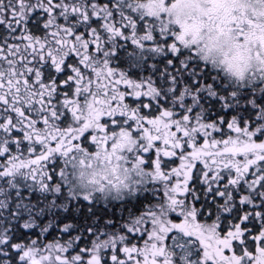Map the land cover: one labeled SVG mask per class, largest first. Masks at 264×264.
<instances>
[{
	"label": "snow or ice",
	"instance_id": "obj_1",
	"mask_svg": "<svg viewBox=\"0 0 264 264\" xmlns=\"http://www.w3.org/2000/svg\"><path fill=\"white\" fill-rule=\"evenodd\" d=\"M0 264H264V0H0Z\"/></svg>",
	"mask_w": 264,
	"mask_h": 264
}]
</instances>
